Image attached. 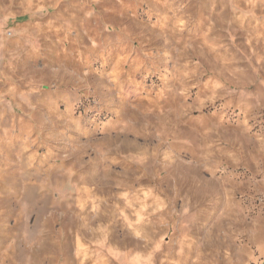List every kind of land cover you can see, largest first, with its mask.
<instances>
[{"label":"rangeland","instance_id":"obj_1","mask_svg":"<svg viewBox=\"0 0 264 264\" xmlns=\"http://www.w3.org/2000/svg\"><path fill=\"white\" fill-rule=\"evenodd\" d=\"M0 264H264V0H0Z\"/></svg>","mask_w":264,"mask_h":264}]
</instances>
